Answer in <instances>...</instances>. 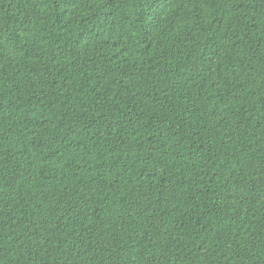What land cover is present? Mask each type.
Returning <instances> with one entry per match:
<instances>
[{
    "label": "trees",
    "instance_id": "obj_1",
    "mask_svg": "<svg viewBox=\"0 0 264 264\" xmlns=\"http://www.w3.org/2000/svg\"><path fill=\"white\" fill-rule=\"evenodd\" d=\"M0 264H264V0H0Z\"/></svg>",
    "mask_w": 264,
    "mask_h": 264
}]
</instances>
